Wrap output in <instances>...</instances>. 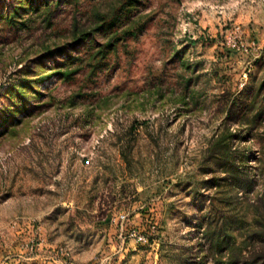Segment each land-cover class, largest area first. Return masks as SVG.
Listing matches in <instances>:
<instances>
[{"label": "rangeland", "instance_id": "rangeland-1", "mask_svg": "<svg viewBox=\"0 0 264 264\" xmlns=\"http://www.w3.org/2000/svg\"><path fill=\"white\" fill-rule=\"evenodd\" d=\"M29 236L19 264H264V0H0V243Z\"/></svg>", "mask_w": 264, "mask_h": 264}, {"label": "built area", "instance_id": "built-area-1", "mask_svg": "<svg viewBox=\"0 0 264 264\" xmlns=\"http://www.w3.org/2000/svg\"><path fill=\"white\" fill-rule=\"evenodd\" d=\"M114 220H118L119 222L121 223H124L128 220V215L125 214V213H121L117 219H114ZM153 228H155L153 226ZM130 236L133 237L137 242H143V243H147L149 242L150 240V237L146 236V235H143L140 233V231H137L135 229H132L131 232H130ZM40 246V243L39 241H37V239L33 238V237H28L26 240L22 241L18 246H16L15 248H12L11 250H8V254L9 256L13 255V258H16V259H21V260H24L25 257L24 255H28L30 259L32 258H36L35 255H37V252H36V248ZM3 246L1 245L0 243V249H2ZM66 255H70L68 251H65ZM66 264H76L74 262H67Z\"/></svg>", "mask_w": 264, "mask_h": 264}, {"label": "crops", "instance_id": "crops-1", "mask_svg": "<svg viewBox=\"0 0 264 264\" xmlns=\"http://www.w3.org/2000/svg\"><path fill=\"white\" fill-rule=\"evenodd\" d=\"M16 249V248H15ZM9 252L5 247L0 249V264H19L22 262L21 259L13 258V255H7Z\"/></svg>", "mask_w": 264, "mask_h": 264}]
</instances>
